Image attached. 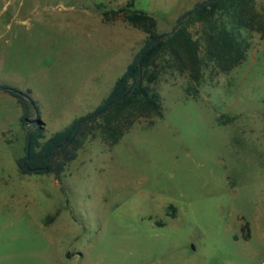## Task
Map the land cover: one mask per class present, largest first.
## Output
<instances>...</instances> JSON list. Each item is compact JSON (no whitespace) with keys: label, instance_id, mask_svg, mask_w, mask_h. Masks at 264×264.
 <instances>
[{"label":"rangeland","instance_id":"obj_1","mask_svg":"<svg viewBox=\"0 0 264 264\" xmlns=\"http://www.w3.org/2000/svg\"><path fill=\"white\" fill-rule=\"evenodd\" d=\"M129 1L0 0V85L30 90L47 138L101 106L144 47L140 28L101 14ZM133 1L164 34L207 0ZM250 42L199 83L166 67L162 117L115 144L96 131L59 179L20 173L29 124L3 134L0 264H264V37Z\"/></svg>","mask_w":264,"mask_h":264},{"label":"trees","instance_id":"obj_2","mask_svg":"<svg viewBox=\"0 0 264 264\" xmlns=\"http://www.w3.org/2000/svg\"><path fill=\"white\" fill-rule=\"evenodd\" d=\"M134 8L135 3L131 0L124 8L102 11L101 14L105 22L122 17L140 28L147 34L144 47L94 112L75 119L49 138L43 127L28 131L26 144L31 136L28 161L25 164L26 146L25 156L17 161L21 174L54 173L59 179L64 167L76 159L77 151L96 131L100 130L106 141L115 144L139 120L162 117L161 97L155 86L166 67L187 73L192 81L199 83L206 69L229 73L240 66L251 47L252 33L264 37V13L258 10L255 0H207L197 3L193 10L178 18L173 30L182 22L181 27L173 33L164 34L156 32L157 21L153 17ZM195 23L201 27L200 39H195L190 31ZM143 51V57L138 61ZM0 92L17 99L22 109L21 123L29 124L33 113L40 118L39 106L31 99L30 90L24 92L12 85L2 84ZM113 102L116 103L111 105ZM79 125L81 128L74 136V130ZM43 168L46 170H39ZM245 229L248 230V224H245Z\"/></svg>","mask_w":264,"mask_h":264},{"label":"crops","instance_id":"obj_3","mask_svg":"<svg viewBox=\"0 0 264 264\" xmlns=\"http://www.w3.org/2000/svg\"><path fill=\"white\" fill-rule=\"evenodd\" d=\"M0 104L3 105H0V110H2L0 113V139H3V134L9 131H18L21 128L23 124L21 123L22 109L16 98L4 92H0Z\"/></svg>","mask_w":264,"mask_h":264},{"label":"water","instance_id":"obj_4","mask_svg":"<svg viewBox=\"0 0 264 264\" xmlns=\"http://www.w3.org/2000/svg\"><path fill=\"white\" fill-rule=\"evenodd\" d=\"M200 6H202V4L200 5ZM181 25H182V22L178 25V27L175 29V30H173L171 33H173V32H175L179 27H181ZM144 52L145 51H143L141 54H140V56H139V60L138 61H140L141 60V58L143 57V54H144ZM139 83V81L137 82V84ZM116 102H113L111 105H114ZM28 123H29V125L32 127V129L30 130V132H33V130L34 129H36L37 127H41L42 126V121L40 120V119H38V118H34V119H29L28 120ZM81 128V125H79V126H77L76 127V129L74 130V136L77 134V132L79 131V129ZM30 143H31V136H29V138H28V140H27V144H26V162H25V164L27 163V161H28V158H29V155H30ZM53 155H55V152L51 155V157L53 156ZM50 157V158H51ZM49 158V159H50ZM49 162V161H48ZM26 168H27V166L26 165H24ZM39 170H46V168H43V169H39Z\"/></svg>","mask_w":264,"mask_h":264}]
</instances>
